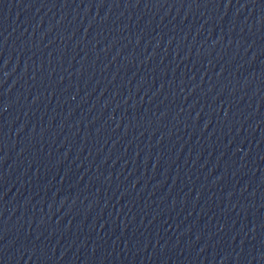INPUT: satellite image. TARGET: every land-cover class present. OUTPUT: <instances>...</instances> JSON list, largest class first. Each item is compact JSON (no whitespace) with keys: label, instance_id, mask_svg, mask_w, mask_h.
<instances>
[{"label":"water","instance_id":"obj_1","mask_svg":"<svg viewBox=\"0 0 264 264\" xmlns=\"http://www.w3.org/2000/svg\"><path fill=\"white\" fill-rule=\"evenodd\" d=\"M0 264H264V0H0Z\"/></svg>","mask_w":264,"mask_h":264}]
</instances>
